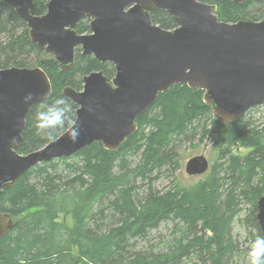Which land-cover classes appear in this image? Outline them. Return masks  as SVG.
Instances as JSON below:
<instances>
[{
	"label": "trees",
	"instance_id": "trees-1",
	"mask_svg": "<svg viewBox=\"0 0 264 264\" xmlns=\"http://www.w3.org/2000/svg\"><path fill=\"white\" fill-rule=\"evenodd\" d=\"M46 1L33 0L31 13L43 14ZM212 2L228 22L264 19V0ZM253 4L259 10L249 12ZM150 16L162 28L174 27L164 10ZM74 29L88 33V20L80 19ZM13 66H38L51 82L49 95L26 114L19 153L48 142L34 128L41 104L63 98L75 117L77 106L63 88L80 90L82 77L93 71L108 79L114 74L112 64L81 55L78 48L72 67L60 70L52 55L30 40L26 23L0 0V69ZM202 95L200 89L173 84L137 116L135 132L116 151L92 142L68 157L35 165L3 189L0 211L11 215L13 226L0 238V264H224L233 248L226 225L244 202L251 204V226L262 237L255 199L264 193V123L248 122L252 107L236 121L221 122L220 131ZM195 136H209L215 146L209 180L193 194L155 190L157 173L176 164L177 146ZM236 145L251 150L234 154ZM59 214L71 216V228L56 220ZM165 225L171 234L166 238L160 228Z\"/></svg>",
	"mask_w": 264,
	"mask_h": 264
},
{
	"label": "water",
	"instance_id": "water-1",
	"mask_svg": "<svg viewBox=\"0 0 264 264\" xmlns=\"http://www.w3.org/2000/svg\"><path fill=\"white\" fill-rule=\"evenodd\" d=\"M2 1L60 70L72 67L78 48L81 55L112 64L114 74L108 79L93 71L82 77L80 90L63 88L77 106L75 142L65 135L19 153L26 114L49 95L51 82L38 66L0 69V194L35 165L68 157L92 142L116 151L135 132L137 116L173 84L202 90L203 102L222 123L264 103V19L219 20L216 0H47L41 15L31 13L33 0ZM159 9L173 20L172 29L152 22L150 13ZM82 18L88 33L74 29ZM29 93L32 99L25 102ZM207 168L206 157L195 155L184 171L198 175ZM255 218L264 237V193L256 200ZM12 226L11 215L0 211V238Z\"/></svg>",
	"mask_w": 264,
	"mask_h": 264
},
{
	"label": "rangeland",
	"instance_id": "rangeland-1",
	"mask_svg": "<svg viewBox=\"0 0 264 264\" xmlns=\"http://www.w3.org/2000/svg\"><path fill=\"white\" fill-rule=\"evenodd\" d=\"M247 10L249 12H254L259 10V7L253 4L251 7L247 8ZM217 15L219 16V19L224 20L225 16L223 15L220 7L217 9ZM246 113L249 123H255V126L264 123V103L255 108L253 107V109ZM213 121L216 120L213 119ZM219 129L220 131L224 129L221 122H219ZM195 137L196 138H192V142L186 140L179 147L177 146L174 158L176 164H173V166L170 167L168 165H163L160 172L157 173L154 183L152 184V187L155 190L162 193L177 191L178 193L181 192V194H193L199 189L202 182L209 180V168L217 159L215 146L209 136ZM234 149V154L239 155H244L251 150V148H244L239 145H236ZM195 155H203L206 157L208 161V168L202 174L188 175L184 171L185 163L190 157ZM256 200L257 198L255 199V204ZM250 207L251 204H248L247 202L241 204V209L229 219L228 224L226 225V236L231 240L233 248L232 251L227 254L224 264H246V252L252 241L258 237L256 236L257 228L255 230L251 226V217H249V211H251ZM56 220L64 222L70 228L72 227V218L69 214H59ZM160 228L162 229L161 233L165 231V238L166 236L170 237L171 234L169 235V226H160ZM204 231L207 235H211L208 228H205ZM155 241H158V239L156 238ZM72 252L77 256L75 247H72Z\"/></svg>",
	"mask_w": 264,
	"mask_h": 264
},
{
	"label": "clouds",
	"instance_id": "clouds-1",
	"mask_svg": "<svg viewBox=\"0 0 264 264\" xmlns=\"http://www.w3.org/2000/svg\"><path fill=\"white\" fill-rule=\"evenodd\" d=\"M24 99L25 102L32 99V94H27ZM34 128L37 135L43 136L50 143L57 142L65 135L71 142H75L80 135L77 118L63 98L52 104L40 105V110L35 114ZM246 264H264V237L252 241L246 252Z\"/></svg>",
	"mask_w": 264,
	"mask_h": 264
},
{
	"label": "bare ground",
	"instance_id": "bare-ground-1",
	"mask_svg": "<svg viewBox=\"0 0 264 264\" xmlns=\"http://www.w3.org/2000/svg\"><path fill=\"white\" fill-rule=\"evenodd\" d=\"M156 132V131H155ZM127 140V139H126ZM235 150V149H234ZM262 163V162H261Z\"/></svg>",
	"mask_w": 264,
	"mask_h": 264
},
{
	"label": "flooded vegetation",
	"instance_id": "flooded-vegetation-1",
	"mask_svg": "<svg viewBox=\"0 0 264 264\" xmlns=\"http://www.w3.org/2000/svg\"><path fill=\"white\" fill-rule=\"evenodd\" d=\"M263 1V0H262ZM243 2V1H242ZM238 3H240V2H238Z\"/></svg>",
	"mask_w": 264,
	"mask_h": 264
}]
</instances>
